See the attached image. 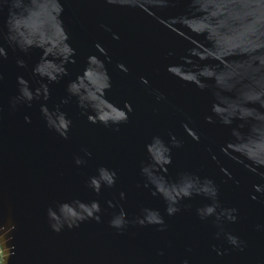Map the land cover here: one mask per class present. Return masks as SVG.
I'll return each instance as SVG.
<instances>
[{"label": "water", "instance_id": "1", "mask_svg": "<svg viewBox=\"0 0 264 264\" xmlns=\"http://www.w3.org/2000/svg\"><path fill=\"white\" fill-rule=\"evenodd\" d=\"M61 2L64 10L60 19L69 33V42L77 49V63L67 66L68 75L50 83L48 101L34 100L31 107L21 104L15 110L10 108L9 101L18 92V75L29 79L32 87L38 86L39 78L32 75L31 69L39 61L42 49L33 47L25 53L0 38L8 51L7 57L0 58V72L3 73L0 80V105L3 106L0 111V246L4 252L3 264H182L185 257L189 258L190 264H264V230L256 228L257 224H264V198L252 200L249 196L251 185L261 180L235 161L244 151L264 152V144L252 141L228 145L226 150L235 160L220 152L218 145L230 138L229 129L204 119L210 108V97L167 71V65L178 59L167 57L168 50L173 49L180 55L186 41L196 40L185 25L202 27V22L186 20L178 24L171 17L187 10L183 2L155 9L156 13L145 0H134L132 6L110 5L106 0ZM20 7L29 10L21 21L25 36L50 49L44 67L54 71L57 65L52 61L58 59L55 53L62 44L65 31L57 19L60 3L58 0H24ZM226 7L224 0H216L214 11L224 14ZM10 8L19 11L15 0H0L3 33L7 32ZM236 10L243 16L245 27L217 33L216 39L225 51H235L238 46L250 43L256 8L237 5ZM102 23L118 32L120 39H113L111 32L100 26ZM197 38L204 40L203 35ZM97 41L111 56V61L106 63L112 87L106 91L103 72L91 68L84 72L78 86L102 116L116 118L110 107L112 101L123 106V101L130 100L134 111L129 114L130 119L120 125L119 132H114L111 128L90 123L73 97L68 104L62 105L73 121L69 138L64 139L47 127L39 105L44 102L53 107L67 95V82L82 72L90 53L104 58L94 46ZM196 42L203 48L200 41ZM17 58L24 59L25 66L18 65ZM221 60L231 64L224 75L226 84L237 85L232 94L253 89L254 71L248 64H241L243 57H221ZM117 61L126 63L130 71L124 73L118 69ZM260 63L264 65V57ZM141 75L148 77L150 85L140 83ZM237 76L241 80L244 76L248 79L237 83L231 79ZM256 84L264 88V75ZM148 87L159 88L166 94L168 102H157L147 91ZM174 106L192 117L193 126L201 132L200 142L186 134L181 124L185 116ZM25 114L31 116V123L24 121ZM169 130L182 136L185 143L181 148L173 149V163L169 169H161L156 177L160 192L168 197L175 196L180 189L174 182L178 174L186 170L215 178L220 188L221 205L239 209L238 220L234 223L225 221L224 229L240 236L244 241L242 249L228 244L223 235L215 237L218 229L212 223V217L202 221L196 216L195 208L206 202L204 198L194 196L190 201L182 202L190 207H182L180 212L169 217L164 212V200L153 196L151 187H144L145 176L139 168L141 162L148 159L145 142L156 134L168 139ZM241 132H248L247 124ZM256 133L264 137V124L256 128ZM83 147H88L93 156L86 157L87 162L77 166L73 157L74 154L83 155ZM210 147L218 161L211 158ZM101 164L115 168L118 178L114 187H103L96 193L88 186V179ZM221 165L240 179L239 185L225 177ZM121 190L127 193L125 199L119 197ZM76 199H98L102 220L97 222L90 218L73 228L65 224L59 232L53 230L48 209L71 217L78 209L71 203L61 209L60 205ZM109 199L116 207L108 206ZM121 205L130 222L118 230L109 221ZM144 206L160 209L168 225L166 230L132 222L142 215ZM152 209H149L150 214ZM213 244L227 251L218 255Z\"/></svg>", "mask_w": 264, "mask_h": 264}, {"label": "clouds", "instance_id": "2", "mask_svg": "<svg viewBox=\"0 0 264 264\" xmlns=\"http://www.w3.org/2000/svg\"><path fill=\"white\" fill-rule=\"evenodd\" d=\"M183 2L186 6V11L179 15H172L171 17L178 23H184L186 20L202 22V27H196L191 24H186V30L190 35H194L196 40L186 41L183 53L177 55L176 51L169 49L166 53L167 57H178L177 61L167 65V71L186 83L194 85L197 89L204 91L210 97L211 103L208 112L204 119L209 123H218L226 126L229 129L230 138L218 145L220 152L226 156L233 158L231 152L227 151V146L234 143H247L255 141L259 144H264V137H259L256 133V128L264 124V88H260L256 81L264 75V65L260 63L261 57H264V0H224L226 4L224 14H218L214 11L216 0H145L146 5L152 9H165L175 6L177 3ZM24 0H15L16 8L19 11L9 9V16L6 20L7 32L3 33L0 29V38L5 39L11 47L19 49L27 53L31 48L36 47L42 49V54L39 61L32 67L31 72L34 77H38V86L32 87L31 82L24 75L17 76L18 92L9 101V106L12 110L17 109L21 104L31 107L34 100L48 101L51 97L50 83L57 82L69 74L68 65L77 63V49L69 42V33L65 29L62 20L60 19L64 6L61 0H58L61 7L57 12V19L61 21V27L64 29V38L62 44L58 47L55 55L57 60L52 63L57 67L54 71L45 70L44 65L48 63L47 57L51 54L50 49L38 43L33 39L25 36L24 28L21 21L25 14L29 12L28 9L21 8L20 5ZM110 5H130L134 4V0H106ZM207 3L208 7H204ZM237 5H248L256 8L254 17V28L250 33V43L238 46L235 51H225L216 39L217 33L220 31H238L245 27L243 16L236 10ZM244 15H249L245 13ZM102 28L110 31L112 38L120 39V34L111 30L107 24H101ZM203 35L204 40L197 37ZM203 44V48L198 47L197 42ZM95 48L99 53L103 54L104 58L95 53H90L86 58V64L81 73L76 74L74 79H70L66 85L67 95L62 97L59 103L53 107H49L47 103H40V112L48 128L56 132L64 139L69 138L73 121L71 117L62 108V105L68 104L74 97L77 106L80 108L82 114L86 115L87 120L92 124L103 125L111 128L114 132H119L120 125L126 123L134 111L133 104L130 100L123 101V106L112 101L110 107L115 113L116 118L108 115H100L94 104L85 96L84 90L81 89L79 81L84 72L90 68L103 72L104 84L103 87L107 91L112 87V77L109 73L106 61H111V56L108 55V50L99 41L95 43ZM8 55L7 48L3 43H0V58H5ZM243 57L241 64H248L254 71L255 79L253 82V89L239 90L232 94L236 89V84H226L225 71L231 64H225L221 57ZM210 61H215L212 63ZM16 63L21 67L25 66V60L17 58ZM116 67L128 73L130 71L128 65L123 61H117ZM3 79V73L0 72V80ZM237 83H242L248 79L247 76L243 80L239 76L233 77ZM139 81L142 85H150L147 76L141 75ZM147 91L153 95L157 102H168L166 94L156 87H148ZM177 111L184 114L185 119L181 121L182 127L186 134L196 142L201 141V132L198 127L193 126L194 121L192 117L184 112L182 108L174 106ZM3 106L0 105V111ZM53 116L56 119H53ZM31 116L24 115V121L31 123ZM248 125V132L242 133L241 129ZM185 143L182 136H177L174 132L169 130L168 139L156 134L152 135L149 140L145 142V151L147 153V161H142L139 171L145 176L144 187H151L152 195L161 197L165 202L164 212L171 217L182 210V207H190L189 204H182L184 201H190L194 196L204 198L205 203L200 204L195 208L196 216L204 221L212 217V223L217 226L215 237L219 238L221 235L226 239L227 243L236 248H243L244 241L239 235L225 231L224 222H236L238 220L239 209L236 206H222L219 200L220 188L215 178L211 176L201 175L198 172L183 171L178 174L175 186L180 189L173 197L165 196L160 192L157 186L156 177L159 176L161 169L167 170L173 163V149L181 148ZM83 155L74 154V163L77 166L84 165L87 158L93 156V152L88 147L82 148ZM211 158L218 161L216 153L209 148ZM239 160H235L252 174L259 176L261 182L253 183L249 193L250 199L260 200L264 198V152L260 154H252L244 151L239 154ZM220 170L225 177L232 181L235 185L240 184V179L234 176L233 172L226 166L221 165ZM118 178V171L105 164L97 167L95 174L88 179V186L96 193H100L103 187L112 188L116 185ZM257 193L260 195L258 196ZM127 193L124 190L119 192V197L125 199ZM71 203L78 211L73 212L69 217L61 212H57L52 208L48 209V215L52 219L51 227L53 230L59 232L65 224L69 228L78 226L86 219H94L97 222L102 220L100 215L102 208L98 199L91 201H84L76 199L73 202H63L60 209L67 207ZM109 207H116L113 200L109 199L107 202ZM152 207L144 206L141 209L142 215L135 218L134 223L139 225H156L159 231L167 229L168 225L165 220V215L161 213L160 209L154 208L149 213ZM130 221L128 213L121 205L119 211L116 212L110 219L109 224L122 230ZM258 230H264V224H257ZM213 249L218 255H222L227 249H220L215 244ZM190 250V249H189ZM182 264H190L188 257H185Z\"/></svg>", "mask_w": 264, "mask_h": 264}, {"label": "built area", "instance_id": "3", "mask_svg": "<svg viewBox=\"0 0 264 264\" xmlns=\"http://www.w3.org/2000/svg\"><path fill=\"white\" fill-rule=\"evenodd\" d=\"M4 261V252L2 247L0 246V264H3Z\"/></svg>", "mask_w": 264, "mask_h": 264}]
</instances>
